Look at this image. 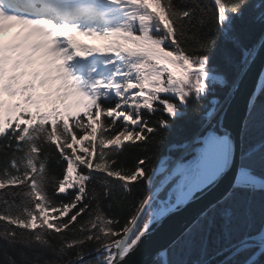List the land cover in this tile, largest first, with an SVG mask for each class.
I'll use <instances>...</instances> for the list:
<instances>
[{
	"label": "snow or ice",
	"instance_id": "obj_1",
	"mask_svg": "<svg viewBox=\"0 0 264 264\" xmlns=\"http://www.w3.org/2000/svg\"><path fill=\"white\" fill-rule=\"evenodd\" d=\"M247 3L212 0L209 8L201 0H0L4 264H85L92 251L97 264H122L154 223L224 176L234 162L235 144L222 124L213 123L219 113L215 100L202 116L205 131L183 146L181 156L153 167H147L149 157L133 166L117 164L116 157L126 146L147 144L150 138L162 143L160 130L170 129V120L183 116L191 101L199 102L217 84L228 85L211 66L215 37L201 29L214 22L229 35ZM262 45L264 37L243 49L238 79ZM238 87L233 81V90ZM261 93L264 69L249 98V116ZM152 114L159 118L152 121ZM258 150L264 159V141L242 153V161ZM52 161L59 174L50 169ZM160 174L164 178L157 181ZM137 182L150 191L121 225L104 203L110 209L113 189L130 193ZM232 187L264 192V174L242 162ZM89 243L97 247L86 250ZM37 246L55 255L41 258L23 250ZM253 248L258 251L234 261ZM167 255L159 251L154 259L171 264ZM260 255L264 226L231 245L221 264H256Z\"/></svg>",
	"mask_w": 264,
	"mask_h": 264
},
{
	"label": "trees",
	"instance_id": "obj_2",
	"mask_svg": "<svg viewBox=\"0 0 264 264\" xmlns=\"http://www.w3.org/2000/svg\"><path fill=\"white\" fill-rule=\"evenodd\" d=\"M201 2L208 5L209 8H214L212 0H201ZM259 5H264V0H248L243 15L234 18L233 31L229 35H224L214 22L207 23L201 29L202 33H209L215 37V47L209 53L211 66L215 70L214 74L222 73L225 76L228 85L217 84L214 86L213 92L200 99L199 102L191 101L184 109L183 116L170 120V129L160 130L159 138H162V143H157L150 138L147 144L137 142L135 145L126 146L121 153L117 154V164L133 166L138 159L149 157L147 167H153L164 158L166 160L177 158L182 155L184 145H191L195 138L205 131L202 116L211 106L213 100L218 101L219 117L233 89L232 82L238 80L244 67L241 62L243 49H251L257 45L264 33V19L260 18L264 7H259ZM158 118L159 114L150 116L152 121ZM164 118L168 119L167 114H164ZM261 141H264V93L260 94L251 116L247 117L242 133V153L250 147L258 145ZM242 162L251 166L257 174H264V159L261 158L259 150L247 161H242L241 154ZM0 163H2V159H0ZM50 169L54 174L60 172V166L54 161L50 162ZM160 178L161 176H158L157 181ZM167 190L165 189L160 196L166 197ZM149 191V187L140 182L132 186L130 193L120 187H115L111 198V208H108V201H105V211L109 215L119 218L123 225L126 218L135 210L138 201L148 195ZM230 191L233 192L230 199L225 201V197H223L218 201L219 203L216 202L212 205L168 248L167 259L171 264H193L206 260L226 246L239 241L245 235L259 232L264 225V192L253 193L240 188L235 190L232 188ZM15 247L19 249L21 246ZM95 247L97 245L89 243L86 250ZM23 250L41 256V258L55 255L50 249L39 246L25 247ZM7 251L15 255L12 248ZM256 251L258 249L253 248L242 252L234 257V261H243ZM3 253L4 248L0 247V264H4ZM74 253L75 250H73V255ZM68 258L67 256L63 257L65 260ZM234 261H229V264H234ZM85 264H97V257L89 259ZM151 264H157V262L154 260ZM159 264H162V260ZM256 264H264V255L258 257Z\"/></svg>",
	"mask_w": 264,
	"mask_h": 264
},
{
	"label": "water",
	"instance_id": "obj_3",
	"mask_svg": "<svg viewBox=\"0 0 264 264\" xmlns=\"http://www.w3.org/2000/svg\"><path fill=\"white\" fill-rule=\"evenodd\" d=\"M262 37H264V33ZM261 69H264V45L259 48L254 62L242 75V78L237 80L239 87L235 90L232 89L224 110L214 122L217 127L222 124L234 140L235 159L231 167L214 186L197 193L191 202L167 215L160 222L154 223L142 238L139 246L122 261V264H151L159 251L167 250L168 252V248L179 237L233 188L241 165L242 133L249 115L248 102L258 83ZM165 160L166 158L162 159L160 163ZM158 176H161L160 180H163L164 174ZM257 234L259 232L253 235ZM231 245L226 246L210 258L193 264H221L231 255ZM95 257H97V253L92 251L91 255L85 257V262Z\"/></svg>",
	"mask_w": 264,
	"mask_h": 264
},
{
	"label": "rangeland",
	"instance_id": "obj_4",
	"mask_svg": "<svg viewBox=\"0 0 264 264\" xmlns=\"http://www.w3.org/2000/svg\"><path fill=\"white\" fill-rule=\"evenodd\" d=\"M9 35H11V34L9 33ZM84 39H87V38H84ZM88 42H89V43H96V41H91V40H89ZM6 99H7V97H6ZM226 103H227V101H226ZM225 106H226V104H225ZM224 108H225V107H224ZM223 110H224V109H223ZM197 138H198V137H197ZM195 139H196V138H195ZM159 180H160V179H159ZM167 191H168V190H167ZM227 194H228V193H227ZM166 196H167V195H166ZM225 196H226V195H225ZM225 196H224V197H225ZM160 198H161V199H165L166 197H161V196H160ZM179 238H180V237H179ZM179 238H178V239H179ZM178 239H177V240H178ZM177 240H176V241H177ZM176 241H175V242H176Z\"/></svg>",
	"mask_w": 264,
	"mask_h": 264
},
{
	"label": "bare ground",
	"instance_id": "obj_5",
	"mask_svg": "<svg viewBox=\"0 0 264 264\" xmlns=\"http://www.w3.org/2000/svg\"><path fill=\"white\" fill-rule=\"evenodd\" d=\"M240 77V76H239ZM237 82V81H236ZM87 262V261H86Z\"/></svg>",
	"mask_w": 264,
	"mask_h": 264
}]
</instances>
